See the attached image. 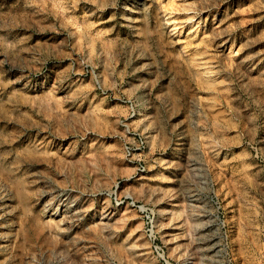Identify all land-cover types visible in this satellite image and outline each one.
<instances>
[{"label": "rangeland", "instance_id": "1", "mask_svg": "<svg viewBox=\"0 0 264 264\" xmlns=\"http://www.w3.org/2000/svg\"><path fill=\"white\" fill-rule=\"evenodd\" d=\"M0 264H264V0H0Z\"/></svg>", "mask_w": 264, "mask_h": 264}, {"label": "built area", "instance_id": "2", "mask_svg": "<svg viewBox=\"0 0 264 264\" xmlns=\"http://www.w3.org/2000/svg\"><path fill=\"white\" fill-rule=\"evenodd\" d=\"M130 111L133 113L132 108L130 109ZM128 135H129L128 142L125 143L124 145V153L127 157L135 161L134 164H135L136 172H143L144 171L143 164L141 163V160H137V158L140 157V154L144 149L145 146L144 139L139 134L134 132L129 133ZM137 208L139 212L142 213L144 217H146L147 220H153V218L151 217L152 214L148 212L149 211L148 209L144 208L143 206L140 207L137 206Z\"/></svg>", "mask_w": 264, "mask_h": 264}]
</instances>
